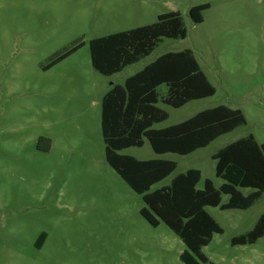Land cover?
<instances>
[{"label":"rangeland","instance_id":"rangeland-1","mask_svg":"<svg viewBox=\"0 0 264 264\" xmlns=\"http://www.w3.org/2000/svg\"><path fill=\"white\" fill-rule=\"evenodd\" d=\"M201 4L209 8L193 24L189 10ZM171 12L181 15L185 39L163 38L151 55L110 77L92 67L91 40ZM78 43L84 45L44 70ZM186 49L215 94L177 109L160 105L168 118L154 129L218 105L239 109L246 124L188 155H157L146 139L120 152L176 163L150 191L189 169L201 172L198 189L206 179L219 188L224 181L212 155L248 135L264 144V0H0V264H183L184 243L164 223L153 227L142 217L141 196L107 164L101 102L144 65ZM206 211L222 233L202 249L208 263L193 256L197 264H264V236L232 244L264 214V193L246 210Z\"/></svg>","mask_w":264,"mask_h":264},{"label":"trees","instance_id":"trees-1","mask_svg":"<svg viewBox=\"0 0 264 264\" xmlns=\"http://www.w3.org/2000/svg\"><path fill=\"white\" fill-rule=\"evenodd\" d=\"M208 8V4L192 7L188 13L192 23H202L203 11ZM186 35L179 13L162 14L151 25L91 40V65L101 75L110 77L151 55L163 38L185 39ZM83 45L78 43L61 53L44 70ZM214 94L215 88L202 72L193 52L186 49L165 53L148 63L122 85L112 86L101 103V131L107 164L141 196L146 205L140 211L142 217L153 227L164 223L184 243L187 250L179 257L183 264H197L193 256L208 263L202 249L211 242L213 234L222 233L206 208L246 210L261 198L264 193V144L248 135L218 150L212 160L215 176L224 183L216 188L206 179L202 189L197 188L201 172L189 169L175 176L170 185L150 191L175 171L176 163L161 159L138 160L120 152L131 147L140 148L146 139L157 155H188L244 126L246 120L239 109L218 105L175 125L153 128L168 118L167 112L158 106L160 103L177 109ZM241 189L253 191L245 196ZM222 195L228 196L226 203H222ZM263 236L264 214L252 231L234 238L232 244H253ZM45 238L46 234L42 233L38 242L42 244Z\"/></svg>","mask_w":264,"mask_h":264},{"label":"crops","instance_id":"crops-1","mask_svg":"<svg viewBox=\"0 0 264 264\" xmlns=\"http://www.w3.org/2000/svg\"><path fill=\"white\" fill-rule=\"evenodd\" d=\"M136 64H137V63H136ZM134 65H135V64H134ZM146 65H147V64H146ZM146 65H144L140 70H142ZM131 66H132V65H131ZM140 70L136 71V73L139 72ZM134 74H135V73H134ZM134 74H132V75H134ZM132 75H130V76H132ZM130 76H128V77H130ZM128 77H127V78H128ZM127 78H126V79H127ZM126 79H125V80H126ZM124 82H125V81H124ZM124 82H123V83H124ZM114 85H120V84H114ZM114 85H113V86H114ZM163 90H164V89H163ZM107 91H108V90H107ZM107 91H106V92H107ZM106 92L103 94V96L106 94ZM103 96H102V99H103ZM101 103H102V102H101ZM160 105H163V104L160 103L158 106L160 107ZM160 108H161V107H160ZM161 109H162V108H161ZM156 125H157V124H156ZM154 126H155V125H154ZM154 126H153V128H154ZM45 239H46V238H45ZM44 241H45V240H44ZM44 241H43V243H44ZM43 243H42L41 245H43Z\"/></svg>","mask_w":264,"mask_h":264},{"label":"flooded vegetation","instance_id":"flooded-vegetation-1","mask_svg":"<svg viewBox=\"0 0 264 264\" xmlns=\"http://www.w3.org/2000/svg\"><path fill=\"white\" fill-rule=\"evenodd\" d=\"M36 246H37V248H39V249L42 247V245H41L40 242H37V243H36Z\"/></svg>","mask_w":264,"mask_h":264}]
</instances>
